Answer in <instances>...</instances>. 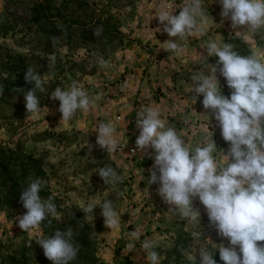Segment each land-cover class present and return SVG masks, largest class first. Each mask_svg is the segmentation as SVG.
I'll return each mask as SVG.
<instances>
[{
  "label": "rangeland",
  "instance_id": "374dc122",
  "mask_svg": "<svg viewBox=\"0 0 264 264\" xmlns=\"http://www.w3.org/2000/svg\"><path fill=\"white\" fill-rule=\"evenodd\" d=\"M184 3L0 0V264H52L36 241L69 226L74 231L72 242L79 248L70 264H149L146 254L139 250V241L137 251L128 253L125 248V239L136 231L141 241L151 238L158 242L161 264H192L189 258L201 248L214 251L216 244L227 246V241L208 226L198 200L193 206L200 212V224L198 218L170 216V206L157 195L158 185L148 184L153 160L128 154L139 135L136 113L151 106L158 108L166 127H174L190 149L208 143L213 133L218 148L213 155L223 164L222 149L226 152L228 144L214 120L208 125L202 97L196 102L191 99L189 77L194 70L207 67L200 53L206 54L204 46L209 40L221 46L232 43L240 54L255 52L264 62V32L255 36L232 33L229 21H222L219 15V0H204L206 35L190 37L183 52L169 56L162 49L169 37L156 31L162 28L156 16L165 8L176 7L173 14L178 15V7ZM100 26L102 34L95 37L93 31ZM54 37L58 38L55 45ZM49 54L57 58L54 66H49ZM100 57L110 66L101 67ZM216 59L210 57L208 62L214 64ZM28 67L44 80L43 91L36 92L39 114L27 113L23 93L15 91L31 89L24 80ZM218 80L222 93L229 95L224 79L218 75ZM73 81L90 96L101 99L89 111H78L71 121H60L59 101L50 99V93L56 87L69 88ZM109 121L117 130L120 146L126 144L124 149L108 154L94 147L89 153L87 143L95 145L97 135L93 130L99 122ZM22 154L36 159L44 175H36L28 163L22 165ZM104 166L113 167L123 177L115 190L104 185L96 173ZM35 178L45 181L40 196H54L58 215L46 219L43 231L25 233L15 220L26 212L19 196ZM105 199L112 200L120 213L117 229L104 226L99 207L93 210V220L80 210L83 204L99 205ZM47 220H51L50 225ZM195 232L203 234L193 238ZM218 257L217 251L213 258L217 261Z\"/></svg>",
  "mask_w": 264,
  "mask_h": 264
},
{
  "label": "clouds",
  "instance_id": "9594fccd",
  "mask_svg": "<svg viewBox=\"0 0 264 264\" xmlns=\"http://www.w3.org/2000/svg\"><path fill=\"white\" fill-rule=\"evenodd\" d=\"M203 3L204 0H185L184 5L178 7V15L173 14L176 7L165 8L156 16L162 25L156 31L169 37L162 43L166 45L162 49L169 56L183 52L190 37L206 35L208 18ZM219 3L222 6L219 15L222 21H229L232 33L255 36L264 32V0H219ZM102 31L100 26L93 34L98 37ZM57 42L58 38L54 37L53 45ZM235 48L232 43L225 42L221 46L215 41H206V54L200 53V59L207 67L194 70L189 77L191 99L196 102L202 97L200 102L208 113L204 115L208 125L210 119L214 120L222 140L228 144L226 152L222 149L223 164H218L213 155L218 148L211 131L208 143L190 149L174 127H166L156 107H143L136 113L134 122L139 135L131 154L139 152L153 160L148 170V184L158 185L157 195L170 206L167 213L170 216L178 214L181 219L198 218L200 224V212L193 206L198 200L206 213L208 226L227 241V246L214 243L217 245L214 251L201 248L197 253L199 264H217L213 258L217 251L223 264H264V243H259L264 242V62L255 52L240 54ZM210 57L218 59L210 64ZM56 59L55 54H49V66H54ZM98 63L103 68L110 66L102 57L98 58ZM217 74L224 79L229 95L222 93ZM24 80L32 85L31 89L24 92L22 88H15V91L23 93L27 113L39 114L40 99L36 92L43 91L44 80L32 67L24 72ZM0 95H3V88H0ZM50 99L59 101L60 121L68 122L78 111H89L101 97L90 96L73 81L67 89L56 87L50 93ZM93 131L97 135L95 145L87 143L89 153L98 147L114 154L126 145L121 149L117 130L111 121L99 122ZM96 173L103 184L113 190L123 182V177L111 166L101 167ZM44 186L45 181L35 178L20 194L19 202L26 212L15 220L25 233L43 231L46 219L58 215L54 196L47 199L40 196ZM96 207L101 209L100 215L107 229L120 227L121 216L112 200L105 199L99 205L83 204L80 210L91 215L93 220ZM47 223L50 225L51 220ZM202 234L195 232L192 235L199 238ZM73 236V228L69 226L66 231L56 230L36 243L52 264H70L79 251L72 242ZM129 237L125 239L128 253L137 251L136 242L139 241V250L146 254L149 264H161L160 253L156 251L159 247L157 241L151 238L141 241L138 231L129 233ZM197 254L189 258L192 264H196Z\"/></svg>",
  "mask_w": 264,
  "mask_h": 264
},
{
  "label": "trees",
  "instance_id": "16d2710c",
  "mask_svg": "<svg viewBox=\"0 0 264 264\" xmlns=\"http://www.w3.org/2000/svg\"><path fill=\"white\" fill-rule=\"evenodd\" d=\"M22 165H25V163L30 164L29 169H31L36 175L43 176V171L38 167V161L34 158H32L29 155L22 154ZM15 186H17L16 182L14 183ZM20 197V196H19ZM217 261L220 262L219 257L217 258Z\"/></svg>",
  "mask_w": 264,
  "mask_h": 264
},
{
  "label": "built area",
  "instance_id": "2783aa9c",
  "mask_svg": "<svg viewBox=\"0 0 264 264\" xmlns=\"http://www.w3.org/2000/svg\"><path fill=\"white\" fill-rule=\"evenodd\" d=\"M134 145H135V143L132 145V146H130V148H128V154L130 155V156H140V157H143V156H145V154H142V153H139V152H137V154L136 155H132L131 154V149L134 147ZM122 148H123V146H121ZM124 149V148H123Z\"/></svg>",
  "mask_w": 264,
  "mask_h": 264
}]
</instances>
